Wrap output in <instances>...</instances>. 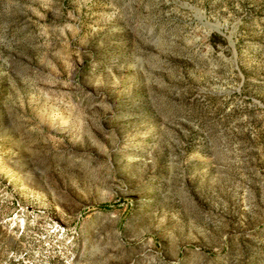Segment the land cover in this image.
I'll return each instance as SVG.
<instances>
[{
  "label": "rangeland",
  "instance_id": "1",
  "mask_svg": "<svg viewBox=\"0 0 264 264\" xmlns=\"http://www.w3.org/2000/svg\"><path fill=\"white\" fill-rule=\"evenodd\" d=\"M0 264H264V0H0Z\"/></svg>",
  "mask_w": 264,
  "mask_h": 264
},
{
  "label": "trees",
  "instance_id": "2",
  "mask_svg": "<svg viewBox=\"0 0 264 264\" xmlns=\"http://www.w3.org/2000/svg\"><path fill=\"white\" fill-rule=\"evenodd\" d=\"M102 206H104V204H102Z\"/></svg>",
  "mask_w": 264,
  "mask_h": 264
}]
</instances>
